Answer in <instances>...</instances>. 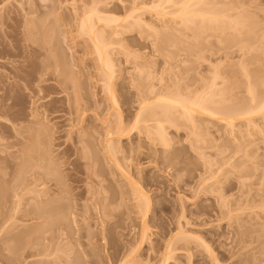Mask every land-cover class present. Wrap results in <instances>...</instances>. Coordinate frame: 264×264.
<instances>
[{"label": "rangeland", "instance_id": "374dc122", "mask_svg": "<svg viewBox=\"0 0 264 264\" xmlns=\"http://www.w3.org/2000/svg\"><path fill=\"white\" fill-rule=\"evenodd\" d=\"M156 1L0 0V264H120L145 226L143 264H159L178 233L168 264H264L262 114L251 126L241 114L228 124L198 111L190 123L178 112V124L163 123L167 143L138 129L112 136L124 171L106 154L118 108L79 26L89 12L137 9L131 16L144 20L119 30L93 17L127 130L143 101L162 110L159 95L192 100L216 83L223 94L212 97L239 112L264 97V0H207L212 12L241 6L228 10L246 24L231 36L199 18L184 24L173 6L161 19ZM253 84L260 100L251 105ZM133 184L151 201L146 218L147 198L123 197Z\"/></svg>", "mask_w": 264, "mask_h": 264}, {"label": "bare ground", "instance_id": "6f19581e", "mask_svg": "<svg viewBox=\"0 0 264 264\" xmlns=\"http://www.w3.org/2000/svg\"><path fill=\"white\" fill-rule=\"evenodd\" d=\"M208 3H209V1L207 2V0H186V1H183V2H182V0L181 1L180 0L179 1H177V0H159L157 3H154L153 6L151 4L150 8L152 6V8L156 10V12H157L156 14L158 15V17L160 16L161 19H162V17H164L168 13L172 12V14L177 16L179 18V20H181L184 24H187L186 23V22H188L187 20H190L191 22H194L195 19L199 18L198 20L202 21L201 23L203 24V26H207L208 27L210 25H213L214 29L220 31L222 33V35L225 34V33L226 34L228 33L229 36H231L232 34H235L238 31H242L243 27L245 28L246 24L243 26V23L240 22V20H238V17H236V16L240 15L239 13H236V11H235V15L237 14L235 16L232 13L228 12V10H231V12H232V9H231L232 7H234V9H235V6H236L235 2H234V6L232 5L233 3L232 4H228V3L226 4L225 3L227 6L229 5L230 7H227L228 8L227 11L224 10L222 12H221L220 9H219V11L215 10L214 7H213L214 8V12L211 11L212 8H209V10H206L205 7L209 6ZM225 4H224V6L226 7ZM236 4H238V3H236ZM231 5H232V7H231ZM240 5H242V4H240ZM169 6L170 7L173 6L176 9L173 8L174 10H172L171 12H168L166 9ZM237 6H236V8H238V7L240 8L241 7V6H238V7ZM225 7L222 6L223 9ZM135 11H137V9H132V10L130 9L128 11V13L129 12L130 13L127 14L123 18L122 17L121 18H118V17L116 18L115 16L109 17V16H102V15L101 16L98 15V17H96V15L98 13L95 14V17L98 18L100 21L102 20L101 22L104 21V24H106V25H108V24H110V25L111 24H116L117 27H119L117 29L120 30L121 27H122V29H124V28H132L136 24L137 25H139V24L141 25L142 21H144L142 19V17L139 18V16H138L134 20L133 17L131 16V15H133V16L135 15ZM93 12L94 11H92V13L89 12L88 13L89 15L87 14L86 17L84 16V18L81 19V23H80L79 26L81 28V31L85 32L90 37V39L93 42L92 44H93V46L95 48L94 52L96 51V53H97L96 57H97V59L100 60V65L102 66V68L105 71V76L103 78H106V82H107V83H105L106 84V88H108V90L111 92L110 95L113 98L112 101H113L114 106H116V108H118L117 109L118 113H117V115L115 114V124H113L111 132H108L109 136L106 135V136H108V138L105 140L106 143H105V148L104 149H105L106 154L108 155V157H110V159H113V161H115V162L117 161L116 164L119 166L118 168H120L122 171H124V169H122L123 166L120 164V161H118L117 157H116V153H117L116 149L117 148L115 146L116 144H114L115 141L112 138V136H114V135L119 136V139H120V137L123 136L124 133H126V132H130L131 133V132H134L136 129H138V131L147 133V135L153 134L154 135L153 139H155V140L159 139V140L167 143V137H166L167 134H165L166 132H165V127H164L163 123L165 121H167V122H171V123L172 122L173 123L176 122L178 124L179 123V121H177V120H179V116L177 114L178 112H179L180 115L184 116L187 120H189V122L192 121L190 123H194L192 119H193V117L195 115V112L198 113V111L200 113L202 112L203 114L208 115L209 117L210 116H214V117L217 116L218 117V116L221 115L222 119H223V116H224L225 119H223L222 121H224V120L226 121L227 120L228 124H232L234 122L233 120L235 119L234 117L236 115L240 116V114L246 116V118L245 117L244 118L246 119V121H248L247 122L248 124L251 123V124H249L251 126H252V123L254 124V118H255L254 116L255 115L260 113V115L262 114L261 117H264V97L261 95L262 99L260 100L258 98V95L256 96V93L258 94V92H255L257 90V89H255V86H256L255 84H253L254 86H251L249 88L250 93L252 94L251 105H253V101L255 102V101H259L260 100V102H255L256 105H254V106H249L248 105L249 109H245L246 107L248 108V106H245V108H243L245 110H243V112H242V110H241V112H239L238 110L242 109V108L232 105L231 104L232 102L230 104H227L225 102L226 100L224 98H222L223 96L219 97V99H218V97H215V98L212 97V95H213L212 93L215 92V89H217V88L219 89V86L217 87L218 84L213 83V85H212L213 87L212 88H214L213 89L214 92L211 93V91H212L211 89L212 88H211V85H210V89L209 90H211V91L210 92L207 91L208 92V93L206 92L207 95L205 93L204 94H200V96L203 95L201 97L198 95V97H200L199 99L196 96L197 99L195 97L194 99L192 98V100H190V99L186 98L187 96H183V95H182V97H181V95L172 96L173 94H170L171 96L166 94V95H159L158 97L156 96V98L154 97L156 99L155 101H157V102L160 101L158 103H162L163 102V108H161L162 109L161 111L159 110L160 112H158V110H156V109L154 110L155 107L153 106V104L156 103V102H154V100L152 102L143 101V103L140 106V109L138 110V112L136 113V115L134 117V122H133L132 127L129 130H127L126 127L123 125L124 124V122H123L124 120H123L121 112L119 111L120 108L118 106V104H119L118 103V97L113 93V91L115 89L114 90L112 89V87H113L112 86L113 85V83H112L113 68L112 67L113 66H112V62H111V60H112L111 54H110V51H109L108 47L106 46V43H104L105 41L103 42V40H102V34L101 35L99 34L100 31H98V29H97V27H96V25L94 23L95 19L93 20V17H94V13L96 12V10H95L94 13ZM215 12H218V13H215ZM233 13H234V10H233ZM144 24L146 25V22H144L143 25ZM116 25H114V26H116ZM213 26H210V27H213ZM114 28L116 29V27H114ZM114 28L112 27L113 30H115ZM227 37H228V35H227ZM0 52L4 53V50L0 49ZM261 82L264 85V78L261 80ZM214 84H216L215 87H214ZM263 85H262V87H263L262 89H264ZM111 89H112V91H111ZM219 91L220 90H218L217 92H219ZM217 92H215L214 95H216V96L218 95L219 96V94ZM219 93H221V95L223 94L222 92H219ZM204 95H206V96H204ZM188 97H190V96H188ZM147 99H149V98H147ZM214 99L217 100V101H215ZM74 100H76V99H74ZM76 102L77 101H75V103ZM213 102H215L218 105L214 104ZM213 104L215 106H213ZM74 106H75V104H74ZM75 107H78V102H77ZM96 107H97V105H96ZM100 107H98V108H100ZM159 115L163 116L164 119H156V116H159ZM241 118H243V116H241ZM153 119H155L156 122H157L156 124H153L154 126L152 124H150V121L153 120ZM255 123H256V121H255ZM255 127H256V125H255ZM254 130H255V128H254ZM127 134H129V133H127ZM110 135H111V137H110ZM80 137L83 138V135H81V136L79 135V139H80ZM80 141L82 142L83 139H81ZM113 157L114 158L116 157L115 158L116 160H114ZM121 173H123V172H121ZM61 185H62V189H61V191L60 190H58V191H60L64 195V197H67L68 194L72 190H70V188L68 187V185L66 183L65 184L62 183ZM132 186H133V189L130 192H127L125 195L123 194L124 195L123 197L126 200H127V198L129 200H136V199L139 200V198H144V199L147 198L146 208H143V209H145V211H144V214H142V215H144V218H146L148 216V213H149L150 202L151 201L149 200V198L146 195V193L144 191H142L140 188H138V186H135V184H133ZM31 191H33V190H31ZM28 192H29V190H28ZM138 200H137V202H138ZM105 215H108V212H106ZM37 217H39L38 214H37ZM37 217H35V218H37ZM13 219H15V218H13ZM6 221H8V220H6ZM4 222H5V220H4ZM14 223L16 225V223H18V222L14 221L13 225H14ZM0 224L2 225V222ZM3 224L5 225V223H3ZM11 225L12 224L9 223V225L6 226V231L8 230V227H9V229L11 228L10 227ZM0 227H2V226H0ZM146 228H147L146 226L142 228V231L140 232L141 235H139V238H140L138 240L139 243L137 244V246H135L134 249H132L128 254H126V256H123V258H122L123 261H120V262L118 261L120 264H143L142 263L143 261L140 262L142 259L138 261L135 258V256L137 255L136 253L138 252L140 247H142V245L148 239L147 238V236H148L147 233L148 232H147ZM4 229H5V227H4ZM181 236H184V235H182V233H178L177 235H175L174 237H172L170 240L167 241L168 243L165 245L166 248H165L164 256H162V261L159 264H168L169 260L174 258L173 254H175L174 253L175 252L174 251L175 250L174 249L175 241H177L176 239L178 237L180 238ZM62 239H63V237H62ZM49 247L50 246H48V249H50ZM43 250H45V249H43ZM46 252H49V251H46ZM38 254L40 256L42 255V253L41 254L38 253ZM46 256L48 257V254ZM46 256H45V252H44L43 256H42V259H44V257H46ZM22 263L25 264L24 261ZM22 263H20V264H22ZM215 263H216V261H215ZM35 264H36V262H35ZM45 264H46V262H45ZM216 264H218V263H216Z\"/></svg>", "mask_w": 264, "mask_h": 264}]
</instances>
